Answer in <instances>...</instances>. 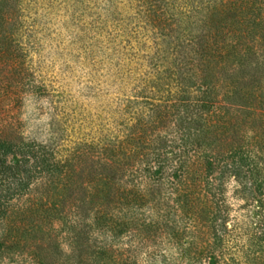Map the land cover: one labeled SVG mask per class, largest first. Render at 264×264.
Wrapping results in <instances>:
<instances>
[{
  "label": "trees",
  "instance_id": "16d2710c",
  "mask_svg": "<svg viewBox=\"0 0 264 264\" xmlns=\"http://www.w3.org/2000/svg\"><path fill=\"white\" fill-rule=\"evenodd\" d=\"M230 4L229 23L200 45L224 61L221 95L199 86L185 111L163 103L148 120L137 118L127 139L84 145L65 159L0 118V157L18 155L11 159L18 175L0 188V260L145 264L161 256L170 261L164 255L175 248L182 264H227L216 228L226 212L220 183L226 171L245 170L250 187L239 184L264 213V0ZM4 54L0 47V60ZM199 119L207 134L187 130ZM220 153L232 160L229 169L215 161ZM171 156L176 164L168 170ZM216 169L218 183L210 185ZM256 228L264 247V225Z\"/></svg>",
  "mask_w": 264,
  "mask_h": 264
},
{
  "label": "rangeland",
  "instance_id": "374dc122",
  "mask_svg": "<svg viewBox=\"0 0 264 264\" xmlns=\"http://www.w3.org/2000/svg\"><path fill=\"white\" fill-rule=\"evenodd\" d=\"M230 1L0 0L6 58L0 60V118L65 159L84 145L127 139L137 118L148 120L158 105L178 103L185 111L199 86L221 95L228 82L224 61L200 45L211 44L216 29L234 16ZM187 130L209 132L205 119ZM16 155L12 150L0 157V188L18 175L11 162ZM215 161L232 165L222 153ZM175 164L171 156L167 169ZM240 170L226 171L220 181L222 263L259 264L264 247L256 226L264 225V213L253 194L243 192L239 179L247 187L251 182ZM216 176L218 169L210 172V185L218 183ZM178 251L168 248L170 261L161 256L145 264H182ZM22 259L18 264H34Z\"/></svg>",
  "mask_w": 264,
  "mask_h": 264
}]
</instances>
